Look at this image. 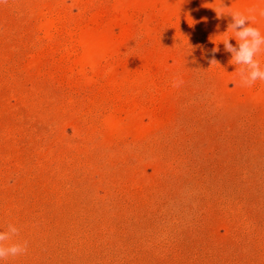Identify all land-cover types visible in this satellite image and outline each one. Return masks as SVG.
<instances>
[{"label": "rangeland", "instance_id": "rangeland-1", "mask_svg": "<svg viewBox=\"0 0 264 264\" xmlns=\"http://www.w3.org/2000/svg\"><path fill=\"white\" fill-rule=\"evenodd\" d=\"M249 9L0 0L3 264H264V81L222 43Z\"/></svg>", "mask_w": 264, "mask_h": 264}, {"label": "clouds", "instance_id": "clouds-1", "mask_svg": "<svg viewBox=\"0 0 264 264\" xmlns=\"http://www.w3.org/2000/svg\"><path fill=\"white\" fill-rule=\"evenodd\" d=\"M215 11L218 18L226 15L219 9ZM248 11V15L239 11L227 14L231 16L232 22L228 25L226 33L231 30L234 35L227 37L222 43L225 51L232 54L233 64L241 66L236 69L241 85L252 87L257 80L264 81V70L261 69L260 61L256 58L264 52V35H261L259 28L252 26L256 22L255 13L258 11L259 16L264 17V9H249ZM231 38L237 41L236 46L230 43ZM218 51V47L212 49V58L209 60L211 65L218 64L215 59V53ZM173 86H178V84L174 82ZM19 232L20 229L13 224H9L6 231H0V264H3L6 259L27 253V241L15 240V237L19 236Z\"/></svg>", "mask_w": 264, "mask_h": 264}]
</instances>
